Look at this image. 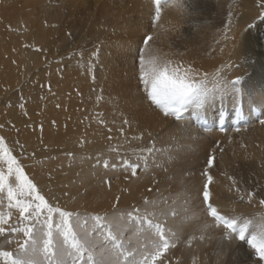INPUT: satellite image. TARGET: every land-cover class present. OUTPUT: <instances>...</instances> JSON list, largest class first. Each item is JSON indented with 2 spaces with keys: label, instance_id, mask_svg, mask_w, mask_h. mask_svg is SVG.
<instances>
[{
  "label": "rangeland",
  "instance_id": "obj_1",
  "mask_svg": "<svg viewBox=\"0 0 264 264\" xmlns=\"http://www.w3.org/2000/svg\"><path fill=\"white\" fill-rule=\"evenodd\" d=\"M36 1L0 0V136L4 137L7 145L13 149V154L21 160L25 172L30 178H34V182L50 202L82 216L109 215L126 214L133 207L140 208L142 212L146 207L148 211H153L151 206L144 204L145 198L157 200L163 196L164 203H159L155 211L175 210L178 213L174 218L168 217L167 227L171 224L169 228L176 229L181 216L197 212L202 214H199L198 220L192 219L191 222L189 220L185 223L186 227L180 225L182 244L191 235L198 236V225L202 224L205 218L208 219L200 212L201 188L206 182L202 172L209 156H214V167L208 171L214 182L218 181L224 187L221 190L225 196L223 203L227 204L225 214L242 215L245 218H258L264 214L258 199L252 204L238 201L235 191H229L231 182L227 179L228 176H233L241 181L243 175L250 176L253 168L248 162V152L256 149L261 151L260 156L264 157V149H261L264 140L262 132L254 133L249 127L244 129L239 122L233 125V122H230L233 120L231 116L224 115L223 107L226 106H221L222 103L229 104L223 100L224 97L219 100L211 94L205 101L206 104L217 103L213 114H209L212 117L210 120L215 122L216 131L219 132L216 133L214 129L209 132V126H196L201 131L209 132L205 135L192 132V127L185 123L188 118L184 121L186 113H183L182 120L178 122L174 117H165L146 99L143 86L138 82L137 57L144 36L153 32L149 15L151 6L145 1L139 3L136 0H47V6L44 7L47 9L42 11L47 14L44 16L47 17L46 22L38 9L44 6L45 2ZM178 10L180 13V9ZM179 13L176 16L180 18H177V23L183 25L187 15ZM197 15L195 17L199 20L206 21L200 25L211 26L215 30L222 29L223 22L214 11L200 8ZM33 17H41L44 20L42 28L45 33H35L33 38H28L30 33L24 22L29 18L31 21ZM257 17L258 14L253 22L255 27L247 28L249 32L252 30L253 34L257 30L264 32V22ZM175 29H167V24L161 18L159 28L154 30V43L149 51L166 59L181 56L184 42L181 38H174L178 32ZM157 31L158 34H164V40L158 41ZM260 50L261 58L264 59V46ZM191 106V109L187 110L188 117L195 114V105ZM125 119L131 126L123 123ZM227 121L231 123L229 135L223 134L227 130L224 127ZM121 127L124 128L123 135L119 131ZM68 128L73 131L79 128L81 131L77 136L71 131V136L68 134ZM83 130L88 133L86 136L82 135ZM109 136L112 137L111 140L108 139ZM95 137L98 141L93 139ZM102 137L103 139L99 140ZM89 139L97 143L90 142ZM153 144L158 151L149 157L147 170L141 162L137 176L133 177L120 166V157L135 161L137 156L142 154L137 150L151 147ZM96 145L98 149L101 147L99 150L104 154V158H101L103 160L98 156ZM110 148H118L119 156L116 152L109 151ZM93 150L97 153L94 157L91 155ZM68 153L72 155L69 156ZM104 159H109V164H115L116 167L104 168ZM261 166L262 174L264 164ZM91 175L99 177L100 180L96 185L89 187L87 177L91 178ZM261 176L257 182L264 188V173ZM162 180L164 183L161 185L159 181ZM214 182L210 185L211 191L215 192L213 195L216 194L212 189ZM156 183L161 187L158 188ZM239 186L244 189L241 184ZM140 188L147 189L138 194L139 205L134 206L135 203L130 201L122 206L117 204L116 208L119 209L115 212L111 198L115 202L116 197L129 196ZM16 218L13 210L11 222H15ZM124 222V229L127 228L124 230L125 246L139 247L141 241L134 238V228L137 225L128 221L126 216ZM192 225L196 229L194 226L192 228ZM221 229H210L213 232L207 235L214 236L213 234L217 233L212 237L213 242L205 238V244H199L202 241L195 239L190 248L196 244L202 246L197 245L192 251L189 249L191 252H187L188 244L187 246L183 243V246H180L178 243L169 253L172 264H215L218 257L213 259V254L221 251L218 247L220 242L216 241L223 235L224 230ZM190 231L191 234L188 233ZM3 239L0 238V247L14 252L17 245H5ZM237 244L239 246H236ZM225 247L229 252L223 257L221 264H233V257L230 256L234 254L235 249L246 250V245L242 246L240 241H225ZM217 248L220 250H216ZM180 251H186L188 255L183 256Z\"/></svg>",
  "mask_w": 264,
  "mask_h": 264
},
{
  "label": "snow or ice",
  "instance_id": "obj_2",
  "mask_svg": "<svg viewBox=\"0 0 264 264\" xmlns=\"http://www.w3.org/2000/svg\"><path fill=\"white\" fill-rule=\"evenodd\" d=\"M200 6V0H152L149 15L153 32L144 36L142 47L138 50V82L143 86L146 99L165 117H174L178 122L189 106L203 105L216 90L229 94L238 93L237 86L242 80L240 76L230 80L219 70L211 75V79L208 73L196 79L198 74L191 67L183 68L179 61L174 64L172 59L153 55L149 51L154 43V30L159 26L166 8H179L182 14L192 16L198 14ZM257 7L260 9L257 19L264 22V0H257ZM233 19L234 13L230 9L223 22L225 39L232 30ZM253 27V23H248V29ZM123 123L131 126L127 119ZM260 123L264 124V120ZM119 131L121 135L124 134L123 127ZM108 139L111 140L112 137L109 136ZM109 151L116 152L119 156L118 148H110ZM137 151L142 154L135 161L120 157V166L133 177L137 176L141 162L147 170L149 157L158 150L153 144ZM214 161L215 157L209 156L202 172L206 182L201 188L200 212L208 219L198 225L200 235H192L187 243L190 246L195 239L203 241L210 229L222 228L224 232L219 237L221 251L215 253L218 257L217 264H221L223 257L228 255L225 241H240L242 246L246 245V259L236 261V264H264V214L258 218H245L242 215H227L220 210L213 202V192L210 189L214 178L208 170L214 167ZM110 166L116 167L107 160L103 161L104 168ZM51 179L50 175L49 180ZM227 179L231 182L229 191H235L238 201L252 204L258 199L259 205L264 207V198H261L264 197V192L242 190L236 178L228 176ZM159 203L161 201H149L145 198L144 204L151 206L153 211H148L146 207L142 212L140 208L133 207L126 214L114 213L111 216H82L78 212L61 208L42 194V189L34 182V178L28 176L21 160L13 154V149L7 145L4 137L0 136V238H4L5 245H17L14 252L0 247V264H172L169 253L180 243V225L192 219L198 220L199 213L185 215L181 218L180 225L173 229L167 227V219L169 216L176 217L178 213L175 210L155 211ZM13 210L17 217L15 222H11ZM125 216L128 221L137 225L138 235L144 240L139 247L125 246ZM207 238L212 239V236L208 235ZM233 259L235 260V256Z\"/></svg>",
  "mask_w": 264,
  "mask_h": 264
},
{
  "label": "bare ground",
  "instance_id": "obj_3",
  "mask_svg": "<svg viewBox=\"0 0 264 264\" xmlns=\"http://www.w3.org/2000/svg\"><path fill=\"white\" fill-rule=\"evenodd\" d=\"M38 1V0H37ZM36 1V3H37ZM50 1V0H49ZM48 1V3H50ZM54 1V0H53ZM56 1V0H55ZM137 2H143L145 1L149 6L152 7V0H136ZM135 1V2H136ZM43 2H47L43 0ZM44 6L42 5L40 8L38 7L39 10H41L42 13V18L45 20L47 19V14L44 12H42L43 10H46L44 7L47 6V3ZM32 4V2H31ZM39 4V3H38ZM46 5V6H45ZM51 5V4H50ZM112 5V4H111ZM200 8H206L209 11L212 10L216 13V15L220 16V21L222 20V22H225L227 19V13L228 11L231 9V11L234 13V19H233V26H232V30L229 31L227 33V39L224 38V32H223V27L220 30H215L213 29L211 26H202L200 24L205 23L204 21L199 20L198 17H195V15L192 16H186V20H184L183 25L181 23H177V13H179L178 9L179 8H166L163 13H162V19L165 21V24H167V29H171V28H176L175 30L178 31L176 33V35L174 36L175 39L177 38H181V40L184 42L182 50H183V55L181 56H176L175 58H171L174 59V64L176 61H179L180 64L183 66V68H188L191 67L192 69H194L198 75H196V79H199L201 76H203L204 73H208L209 74V79H211V75L216 72L217 70L221 71V73L223 75H225L228 79H235L237 76L242 77L240 86H237L239 89L238 93H234V94H229L226 93L224 91H220V90H216L214 91L213 97L222 99L226 102H229V104H224L222 103L221 106H226L223 107L224 115H229L231 116V120L230 121L233 125L236 122L242 123V126H244V129L246 128H250V131H253L254 133H260L262 132V135L264 137V124H261L260 121L264 120V59L261 58V48H263L264 46V32H260V31H256L254 32L255 34H253L251 31L249 32V30L247 29V25L250 22H254L255 18H256V14H259L260 9L257 7V1H249V0H200ZM148 6V7H149ZM49 7V6H48ZM115 7V6H114ZM30 8V7H29ZM49 9V8H48ZM27 10V9H26ZM203 10V9H201ZM253 10V12H252ZM205 11V10H204ZM32 12V11H31ZM37 12V11H36ZM39 12V11H38ZM138 13V12H137ZM181 13V12H180ZM179 13V15H180ZM92 14V13H91ZM205 14V13H204ZM30 15V14H29ZM52 16V14H50ZM178 15V16H179ZM34 16V15H33ZM198 16V15H197ZM35 17V16H34ZM31 18L32 20L30 21L29 19H26L24 22V25H26V28L28 29V33H30V37L28 38H33V34L35 35V33H42L43 34V28H42V24L44 22V20L41 17H36V19ZM206 17V16H205ZM41 18V19H39ZM57 18V17H56ZM49 19V18H48ZM131 19V18H130ZM180 19V18H179ZM42 21V22H41ZM46 21V20H45ZM47 22V21H46ZM161 22V21H160ZM258 22V21H257ZM148 23V22H147ZM145 25V24H144ZM163 27V26H162ZM258 27V25H257ZM159 28V26H158ZM260 28V27H259ZM48 31V30H47ZM147 31V30H146ZM173 31V29H172ZM175 32V31H174ZM180 32L182 35H180ZM45 33V32H44ZM49 33V32H47ZM263 33V34H262ZM27 34V33H26ZM172 34V33H171ZM145 35V34H144ZM157 39L158 41H161L164 37V34L160 33L158 34L157 31ZM44 37V36H43ZM46 37V36H45ZM47 39V38H46ZM42 40H44V38H42ZM48 40V39H47ZM164 40V39H163ZM168 40V39H167ZM166 41V40H165ZM217 41H219V43H217ZM168 42V41H167ZM253 43V45H252ZM40 44V43H39ZM44 44V42H43ZM42 44V45H43ZM163 44V43H162ZM166 44V43H165ZM46 46V45H45ZM159 46V45H158ZM162 46V45H161ZM254 46H256L254 48ZM160 47V46H159ZM162 48V47H161ZM169 49V48H168ZM181 49V48H180ZM222 49V50H221ZM165 50V49H164ZM171 51V50H170ZM180 51V50H179ZM172 52V51H171ZM181 52V51H180ZM167 53V52H166ZM172 55H174L172 53ZM175 56V55H174ZM167 57V56H166ZM168 58V57H167ZM35 59V58H34ZM33 59V60H34ZM36 61V60H35ZM136 68V67H135ZM139 92V91H138ZM135 96V95H134ZM220 102V101H218ZM135 103V102H134ZM221 103V102H220ZM74 104V102H73ZM147 106V105H146ZM192 107V106H191ZM196 107V109H195ZM194 107V112L195 114H191L189 117L187 116L188 112L185 111L184 113H186V116L184 118V121L186 120V124L189 125L190 127H192V132L194 131L195 133L201 134V135H205L206 133H209L212 131V129L215 130L216 133H219L216 131V127H215V122H212L210 120V118H212L210 116V114H213V111H215V109L217 108V103H210V104H206L204 103L203 105L197 107L195 105ZM190 108V107H189ZM188 108V109H189ZM193 108V107H192ZM191 109V108H190ZM193 110V109H192ZM198 112V113H197ZM210 113V114H209ZM234 113V114H232ZM146 115V114H145ZM201 115V117L199 116ZM147 116V115H146ZM135 119V118H134ZM220 119V118H219ZM111 120V119H110ZM221 120H224L223 118H221ZM115 120H113L114 122ZM220 121V120H219ZM112 122V121H111ZM112 122V123H113ZM227 121V123H225V129H227L223 134H227L229 135V131H230V126L231 123ZM118 124V123H116ZM120 124V122H119ZM101 125V124H100ZM209 126V132H204L201 131L199 129H197L196 126ZM69 129V128H68ZM258 129V130H257ZM96 130V129H95ZM73 131V129H69L68 134H70V132ZM79 131V132H78ZM81 130H79V128H75L73 132H71L73 135L77 136L78 133H80ZM208 131V130H207ZM83 133V134H82ZM81 134L86 136L88 133L86 131L83 130ZM194 133V134H195ZM229 133V134H228ZM197 134V135H198ZM71 135V134H70ZM196 135V134H195ZM194 135V136H195ZM196 135V136H197ZM255 135V134H254ZM257 135V134H256ZM72 136V135H71ZM102 136V135H101ZM104 136V135H103ZM258 136V135H257ZM203 137V136H202ZM71 138V137H70ZM257 138V137H256ZM260 138V137H258ZM257 138V139H258ZM94 140L98 139L95 137L93 138ZM102 138H100L99 140H102ZM234 139V137H233ZM89 141L90 142H95V141ZM125 140V139H124ZM248 140V139H247ZM97 141L95 143H97ZM104 141V140H103ZM252 142V141H251ZM99 143V142H98ZM102 143V142H101ZM108 143V142H107ZM114 143V142H113ZM192 143V142H191ZM259 143V142H258ZM263 146L261 149H264V140L263 143H261ZM99 145V144H98ZM97 146V145H96ZM105 146V145H104ZM100 147V146H99ZM68 148V147H67ZM65 149V148H64ZM101 149V147L99 148ZM98 149L97 146V153L99 158H104L102 157L104 154H101V150ZM249 149V148H248ZM96 150L91 151V155L94 157V155H97V153L95 154ZM70 151V150H69ZM193 152V151H192ZM264 152V151H263ZM105 153V152H104ZM107 153V152H106ZM188 153V152H187ZM72 154V153H71ZM109 154V153H108ZM111 154V153H110ZM261 151L256 150H250L248 152V158H249V165L250 167H252V173L249 175H243L244 177L242 178L241 181H239L241 184V186L244 189H250V190H256L258 192H264V188L261 187V184L259 185V183L257 182V180H259L260 178H262V173L261 174V165L264 164V157L260 156ZM245 155V154H244ZM97 156V157H98ZM113 156V155H112ZM115 156V155H114ZM110 157V156H107ZM98 158V159H99ZM107 159V158H106ZM114 159V158H112ZM222 159V158H221ZM103 160V159H101ZM100 160V161H101ZM218 160V158H217ZM105 161V159H104ZM109 161V159L107 160ZM224 162V161H223ZM60 163V162H59ZM65 163V162H64ZM174 163V162H173ZM197 163V162H196ZM58 164V163H57ZM74 165V164H73ZM222 166V165H221ZM261 166V167H260ZM249 167V166H248ZM65 169V168H64ZM219 169V168H218ZM222 169V167H221ZM263 171V170H262ZM60 172V171H59ZM250 173V172H249ZM198 174V173H197ZM246 174V173H245ZM97 175V174H96ZM92 177L90 178L89 176L88 178V184L89 187H92L94 185H96L98 182L99 177H95L94 175H91ZM216 176V175H215ZM238 176V175H237ZM65 176H63L64 178ZM60 178V177H59ZM62 179V178H61ZM65 179V178H64ZM241 179V178H240ZM264 179V178H263ZM76 180V179H75ZM83 180V179H82ZM163 181V180H162ZM159 181V183H164V181ZM222 181V180H220ZM159 183H156V186L159 188L161 187V185H159ZM167 183V182H166ZM65 184V183H64ZM135 184V183H133ZM169 184V183H168ZM141 185V184H140ZM139 186V185H138ZM166 186V185H165ZM225 186V185H224ZM105 187V186H104ZM107 187V186H106ZM130 187V186H129ZM223 187L222 183L215 181L214 185L212 186V189L214 191H216V194L213 195L212 199L213 202L220 208V210L222 212H224V209H226V205L223 203V201L225 200V196L223 195V192L221 190V188ZM224 188V187H223ZM226 188V187H225ZM74 189V188H73ZM72 189V190H73ZM145 189L147 188H140L138 191L133 192L132 194H130L129 196H121L119 197V200L117 201H113L112 200V207H114L115 205V212H117V210L119 209V207L116 208L117 204H120V206H122V204H128L127 202L130 201L131 203H135L134 206L139 205V202H137L138 199V194L141 193V191L145 192ZM88 190V189H87ZM115 191V189H114ZM107 193V192H106ZM114 193V192H113ZM215 193V192H213ZM111 194V193H110ZM159 194V193H158ZM192 194V193H191ZM90 195V194H89ZM170 196V195H168ZM167 196V197H168ZM108 197V196H107ZM115 197V196H114ZM163 197V196H162ZM162 197L158 198L157 200H150L149 201H161L162 203H164V201H162ZM198 197V196H197ZM117 198V197H116ZM264 198V197H261ZM228 199V198H227ZM101 200V199H100ZM103 200V199H102ZM105 200V199H104ZM107 200H109L107 198ZM188 200V199H187ZM199 200V197H198ZM257 200V199H256ZM95 201V200H94ZM99 201V200H98ZM170 201V200H168ZM167 201V202H168ZM201 201V200H200ZM237 201V200H236ZM258 201V200H257ZM104 202V201H103ZM120 202V203H119ZM175 202V201H174ZM174 202H171L174 203ZM184 202V201H183ZM102 203V202H101ZM100 203V204H101ZM105 203V202H104ZM199 203V202H198ZM197 203V204H198ZM83 204V203H82ZM103 204V203H102ZM256 203H254L255 205ZM84 205V204H83ZM170 205V204H169ZM168 205V206H169ZM110 206V205H109ZM118 206V205H117ZM167 206V207H168ZM234 206V205H233ZM202 207V206H200ZM199 207V209H200ZM258 207V206H257ZM262 207V206H259ZM107 208V207H106ZM94 209V207H93ZM239 209V208H238ZM264 209V207H263ZM102 211V209H100ZM184 210V209H183ZM258 210V209H257ZM256 210V211H257ZM95 211V210H94ZM250 211V210H249ZM84 212V211H83ZM92 212V211H91ZM97 212H99L97 210ZM114 212V211H113ZM261 212V211H260ZM88 213V212H87ZM225 213V212H224ZM102 214V213H101ZM190 214V213H189ZM200 214V213H199ZM232 214V213H231ZM258 214V213H257ZM261 214V213H259ZM112 214H109L108 216H111ZM202 215V214H200ZM228 215V214H227ZM183 217V216H181ZM205 218V216H204ZM202 219V218H201ZM206 219V218H205ZM196 221V220H195ZM191 222V220L189 221ZM125 223V222H124ZM201 223V222H198ZM126 225V224H125ZM171 225V224H169ZM168 225V227H170ZM180 225V224H177ZM185 227L187 225H185V223L183 224ZM196 226V224H194ZM192 225V228L193 226ZM189 226V225H188ZM194 226V228H195ZM174 228V227H173ZM177 228V226H176ZM182 226H181V231H182ZM127 228L125 227L124 230H126ZM129 229V228H128ZM186 229V228H185ZM196 229V228H195ZM189 230V227H188ZM186 229V231H188ZM191 230V228H190ZM128 231V230H127ZM185 231V230H184ZM183 231V232H184ZM211 231V230H210ZM207 234H212L213 231H215V229L213 231H211ZM217 231V230H216ZM222 231V229H221ZM135 232V233H134ZM134 235H135V239H137V241H141L139 244L141 245L142 243H144V240L142 239V237H140L138 235L139 229L138 227L134 228ZM218 232V231H217ZM182 233V232H181ZM191 234V231L188 232ZM194 233V232H192ZM198 233V232H197ZM216 233V232H215ZM189 234V235H190ZM200 235V233H198ZM207 234H205V238L208 241V238L206 236H208ZM217 234V233H216ZM216 234H213L215 237ZM132 235V236H134ZM182 235V234H181ZM184 235V234H183ZM198 235V236H199ZM130 236V235H128ZM188 236V235H187ZM192 236V235H191ZM190 236V237H191ZM197 236V237H198ZM185 237V235L183 236ZM219 237V236H218ZM217 237V238H218ZM128 239V238H127ZM187 239V238H186ZM181 240V239H180ZM183 240V239H182ZM197 240V239H196ZM195 240V241H196ZM216 240V238H215ZM214 240V241H215ZM126 241V240H125ZM186 242H182L186 243V245L188 244L187 240H185ZM195 241L193 240L192 243H195ZM198 241L200 242V240L198 239ZM211 241L213 242V240L211 239ZM218 242H220L218 239L216 240ZM130 242V239H129ZM136 241H133V243ZM198 242V243H199ZM206 242V241H205ZM127 243V242H126ZM131 243V242H130ZM137 243V242H136ZM204 243L203 241L200 242L199 244ZM216 243V242H214ZM138 244V243H137ZM138 244V245H139ZM180 246L182 245L181 243H179ZM199 244H194L195 247H197V245ZM205 244V243H204ZM207 244V243H206ZM209 244V243H208ZM139 245V246H140ZM184 245V246H186ZM132 246V245H131ZM136 246V245H135ZM134 246V247H135ZM183 246V245H182ZM188 246V245H187ZM200 246V245H199ZM198 246V247H199ZM202 246V245H201ZM200 246V247H201ZM213 246H217L214 245ZM236 246H239L238 244ZM190 246H188L187 252H189L191 249ZM219 247V245H218ZM228 247V246H227ZM181 248V247H180ZM192 248V249H193ZM216 248V247H214ZM220 248V247H219ZM191 249V251H192ZM201 249V248H200ZM183 250V249H182ZM181 250V251H182ZM215 250V249H214ZM218 250V248L216 249ZM220 250V249H219ZM218 250V251H219ZM180 251V252H181ZM190 251V252H191ZM196 251V250H195ZM233 251V250H232ZM179 252V253H180ZM201 252V251H200ZM229 252V250H228ZM245 252L246 250L244 249L243 251H239L236 250L233 252L234 254L230 257H234L235 256V260L233 259V264H236V261H244L246 259L245 256ZM211 253V252H210ZM178 254V253H177ZM183 256L184 255H188L185 253H180ZM192 254V253H191ZM199 254V252H198ZM181 255V256H182ZM193 255V254H192ZM191 255V256H192ZM201 255V254H200ZM213 259H216L215 254ZM180 256V255H179ZM182 256V257H183ZM195 256V255H194ZM197 256V255H196ZM203 256V255H201ZM208 256V255H207ZM213 257V256H212ZM184 258V257H183ZM189 258V257H188ZM185 258V259H188ZM192 258V257H191ZM201 258H199L200 260ZM203 259V258H202ZM212 259V260H213ZM218 260V259H217ZM231 260V259H230ZM184 261V260H183ZM182 261V262H183ZM187 261V260H185ZM194 261V260H193ZM192 261V263H193ZM196 261V260H195ZM189 262V260H188ZM201 263V261H200ZM205 263V260H204ZM207 263V262H206ZM217 263V262H216ZM215 263V264H216ZM184 264V263H183ZM197 264V263H196ZM202 264V263H201ZM213 264V263H212Z\"/></svg>",
  "mask_w": 264,
  "mask_h": 264
}]
</instances>
